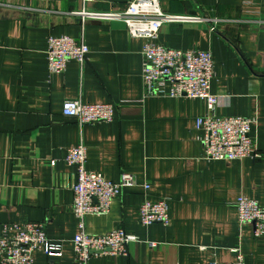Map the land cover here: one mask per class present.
I'll return each instance as SVG.
<instances>
[{
  "label": "crops",
  "instance_id": "obj_1",
  "mask_svg": "<svg viewBox=\"0 0 264 264\" xmlns=\"http://www.w3.org/2000/svg\"><path fill=\"white\" fill-rule=\"evenodd\" d=\"M128 1L0 0V234L6 223L42 222L61 255L40 251L34 264H74L77 174L66 157L83 143L88 170L109 181L126 171L137 180L110 213L88 216L86 231L123 228L141 241L129 244L128 256L90 264L234 263L237 250L246 264H264V238L239 222L235 206L239 197L264 206V0H160L166 14L203 21L166 23L157 40L170 49L211 51L217 114L256 119L250 132L262 153L256 161L204 158L202 100L143 101L145 40L131 37L121 21L81 16L123 12ZM62 36L83 39L91 53L84 67L72 60L49 82V39ZM74 99L116 103L113 121L80 127L62 114L64 101ZM145 199L168 200V226L141 225Z\"/></svg>",
  "mask_w": 264,
  "mask_h": 264
},
{
  "label": "built area",
  "instance_id": "obj_2",
  "mask_svg": "<svg viewBox=\"0 0 264 264\" xmlns=\"http://www.w3.org/2000/svg\"><path fill=\"white\" fill-rule=\"evenodd\" d=\"M86 19L121 21L131 37L145 40L142 50L141 78L143 101L148 98L200 99L205 103L206 116L197 119L198 128L204 132L205 156L208 161H233L249 158L260 159L262 153L250 136L255 118L239 116L220 117L217 108L221 97L212 93L211 84L216 75L211 51L177 50L160 45L157 40L161 27L166 23L202 22L201 17L174 16L161 10L160 0H130L123 12L81 13ZM91 53L83 39L68 36L50 37L47 50L49 82L67 70L68 63L77 61L84 67ZM115 103L86 104L80 99L66 100L62 114L74 119L80 127L97 123H110L117 108ZM87 147L80 143L67 153L66 162L76 169L73 213L78 221V232L73 239L74 264H90L92 259L103 256H128L129 244L139 241L123 228L113 229L101 235L86 231V219L90 215L111 212L113 202L125 189L137 186L135 175L123 171L118 181L107 180L102 173L87 169ZM145 193L150 185H143ZM235 206L239 222L253 225L254 236L264 238V206L247 197H239ZM140 223L169 224L167 199H145L140 207ZM149 248L156 243L146 242ZM48 256H60L61 245L47 236L42 222L6 223L0 234V264H34L37 252ZM234 263L210 262L209 264H246L245 257L237 250Z\"/></svg>",
  "mask_w": 264,
  "mask_h": 264
},
{
  "label": "bare ground",
  "instance_id": "obj_3",
  "mask_svg": "<svg viewBox=\"0 0 264 264\" xmlns=\"http://www.w3.org/2000/svg\"><path fill=\"white\" fill-rule=\"evenodd\" d=\"M156 224V223H155ZM74 248V247H73Z\"/></svg>",
  "mask_w": 264,
  "mask_h": 264
}]
</instances>
